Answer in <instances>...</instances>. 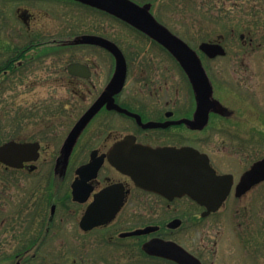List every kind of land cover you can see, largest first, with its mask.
I'll return each instance as SVG.
<instances>
[{
    "label": "flooded vegetation",
    "instance_id": "af4514ba",
    "mask_svg": "<svg viewBox=\"0 0 264 264\" xmlns=\"http://www.w3.org/2000/svg\"><path fill=\"white\" fill-rule=\"evenodd\" d=\"M150 12L153 14L151 5ZM107 17L146 38L148 48L158 49L162 57L173 59L190 83L181 65L160 43L83 0H0V94L14 82L54 85L38 107L41 116L51 114L50 121L39 122L34 138L22 142L36 143L38 158L24 162L21 169L0 163V264H264L261 218L212 220L228 203H243L264 183L236 194L241 176L262 158L250 163L236 179L219 171L206 154L217 175L232 177L220 208L209 214H205L204 204L187 194L177 195L175 190L163 194L151 188L161 182L163 158L159 156L163 154L149 151L190 147L203 153L198 145L211 116L225 117V112H211L203 128L178 123L193 119L197 101L192 87L194 107L188 116L184 99H166L162 93L147 96V100L133 95L121 100L130 73L129 57L119 42L106 36ZM91 35L112 41L122 52L126 79L114 103L138 115L140 122L103 106L67 149L70 131L103 93L115 71L111 52L81 42ZM106 59L113 65L111 77L94 93L95 86L93 90L88 86L105 75ZM71 64L82 65L81 74L69 73ZM156 64L162 65L160 60ZM157 65L149 69L151 75L156 79L160 74L168 76L165 66L159 73ZM87 72L89 76H81ZM59 81L69 87L86 85L88 91L71 89L73 97H95L62 141L58 106L53 100L58 96L54 87ZM144 112L151 114L148 117ZM100 117L115 120L100 122ZM123 119L129 121L125 128ZM149 123L157 126L146 127ZM83 166L88 168L79 172ZM255 197L260 200L263 193Z\"/></svg>",
    "mask_w": 264,
    "mask_h": 264
},
{
    "label": "rangeland",
    "instance_id": "374dc122",
    "mask_svg": "<svg viewBox=\"0 0 264 264\" xmlns=\"http://www.w3.org/2000/svg\"><path fill=\"white\" fill-rule=\"evenodd\" d=\"M132 1L151 5V11L158 21L199 55L213 86V96L226 111L225 117L211 116L198 146L218 165L219 171L231 173L237 179L250 163L264 158V0ZM252 5L260 12L256 16L258 19L250 15ZM104 24L108 39L119 42L129 57L130 73L121 100L128 99L129 95L147 100V96L150 98L162 93L167 95L166 99H184L188 116L194 107L193 93L190 83L173 59L162 57L159 50L152 46L148 48L149 41L124 24L108 17L104 19ZM241 35L243 39H240ZM202 42L220 43L226 50V56L207 59L198 50ZM157 60L165 66L168 76L160 74V78L156 79L151 75L149 69L157 65ZM105 62V75L101 76V80L87 85L92 90L95 86L94 93L101 91L111 77L113 65L108 59ZM162 65H157V72L163 69ZM53 86L41 81L14 82L0 94V145L9 140H31L39 122L50 121L51 114L43 112L41 116L38 107L41 101L47 100L46 95L50 94ZM74 88L87 90L85 84L69 87L64 81H59L58 86L54 87L58 90V96L53 100L58 106L56 119L60 141L95 99L89 94L73 97L69 91ZM143 114L149 117L151 113ZM104 120L115 119L100 117L98 121ZM122 122L125 128V123L129 121L123 119ZM125 131L127 129H123ZM258 192L263 193L260 200L255 197ZM243 217L261 218L264 234V183L243 203H228L212 220L232 222ZM221 227L224 233L226 229L223 225Z\"/></svg>",
    "mask_w": 264,
    "mask_h": 264
},
{
    "label": "water",
    "instance_id": "95a60500",
    "mask_svg": "<svg viewBox=\"0 0 264 264\" xmlns=\"http://www.w3.org/2000/svg\"><path fill=\"white\" fill-rule=\"evenodd\" d=\"M83 2L104 10L143 32L152 40L160 43L178 61L189 78L197 101L193 119H183L178 123H185L193 129L203 128L208 123L211 112L226 111L225 107L213 98V87L197 52L168 28L160 24L150 13V5L140 6L131 0H83ZM81 42L95 44L111 52L116 61L115 71L103 93L80 117L70 131L67 138V149L73 146L79 133L103 106H106L109 110H116L136 118L140 122L138 115L130 113L114 103V96L123 89L126 79V62L120 49L112 41L93 35L82 37ZM198 49L208 58L226 56V51L220 43L202 42L199 44ZM81 67L83 66L80 64H71L68 66V72L81 74L78 70ZM81 76H89V73H84ZM145 126L152 127L157 126V124L149 123ZM149 152L156 153L155 155L163 154L159 156L163 158L162 166L159 167L163 171V175L160 177L161 182L151 188L163 194H166L169 190H175L177 195L187 194L206 206L207 211L205 214L216 212L220 208L229 192L232 177L230 175H217L214 169L210 167L206 154L199 153L190 147L180 149L163 148L150 150ZM37 158L36 143H20L11 140L0 145V163L8 167L20 169L23 167L24 162H33ZM86 168L88 167H81L79 172ZM263 180L264 158L253 163L250 169L241 176L236 194L240 195L246 192L253 185Z\"/></svg>",
    "mask_w": 264,
    "mask_h": 264
},
{
    "label": "trees",
    "instance_id": "16d2710c",
    "mask_svg": "<svg viewBox=\"0 0 264 264\" xmlns=\"http://www.w3.org/2000/svg\"><path fill=\"white\" fill-rule=\"evenodd\" d=\"M259 13H260L259 11H256V7L252 5V7L250 9L251 17L254 18V19H258V17H256V16H259Z\"/></svg>",
    "mask_w": 264,
    "mask_h": 264
}]
</instances>
